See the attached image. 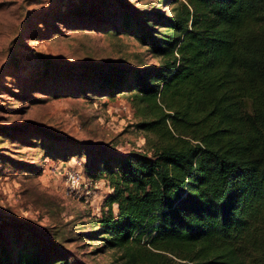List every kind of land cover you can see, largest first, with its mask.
Listing matches in <instances>:
<instances>
[{"label": "trees", "instance_id": "16d2710c", "mask_svg": "<svg viewBox=\"0 0 264 264\" xmlns=\"http://www.w3.org/2000/svg\"><path fill=\"white\" fill-rule=\"evenodd\" d=\"M173 4L121 31L158 65L79 69L84 95L131 94L157 138L151 153L88 146L84 177L110 189L92 234L128 264H264V0ZM7 247L0 264L51 263Z\"/></svg>", "mask_w": 264, "mask_h": 264}, {"label": "rangeland", "instance_id": "374dc122", "mask_svg": "<svg viewBox=\"0 0 264 264\" xmlns=\"http://www.w3.org/2000/svg\"><path fill=\"white\" fill-rule=\"evenodd\" d=\"M174 7L173 0H0L5 249L17 245L50 264H56L59 248L68 264H128L119 249H106L101 235L92 234L110 191L104 180L85 179L96 184L80 186L74 197L62 174L84 166L88 146L151 153L157 138L137 127L142 116L135 97L84 95V81L93 73L81 70L158 65L134 35L121 31L135 17L151 21L158 13L171 15Z\"/></svg>", "mask_w": 264, "mask_h": 264}, {"label": "built area", "instance_id": "2783aa9c", "mask_svg": "<svg viewBox=\"0 0 264 264\" xmlns=\"http://www.w3.org/2000/svg\"><path fill=\"white\" fill-rule=\"evenodd\" d=\"M62 177L64 178L67 186V193L74 197L79 195L78 190L80 186L85 185L89 187L96 184V182L92 183L85 180L86 178L82 173L80 163H77L75 166H69L68 168H66L64 173L62 174ZM105 185L107 184L105 183Z\"/></svg>", "mask_w": 264, "mask_h": 264}]
</instances>
